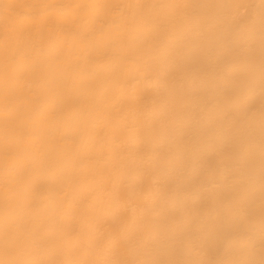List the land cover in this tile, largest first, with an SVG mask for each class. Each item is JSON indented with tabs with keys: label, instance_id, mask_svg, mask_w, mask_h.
<instances>
[{
	"label": "bare ground",
	"instance_id": "6f19581e",
	"mask_svg": "<svg viewBox=\"0 0 264 264\" xmlns=\"http://www.w3.org/2000/svg\"><path fill=\"white\" fill-rule=\"evenodd\" d=\"M16 260L264 261L260 0H0Z\"/></svg>",
	"mask_w": 264,
	"mask_h": 264
},
{
	"label": "snow or ice",
	"instance_id": "6c2138e0",
	"mask_svg": "<svg viewBox=\"0 0 264 264\" xmlns=\"http://www.w3.org/2000/svg\"><path fill=\"white\" fill-rule=\"evenodd\" d=\"M5 7L11 8L12 5H6ZM233 7L237 9H245L249 8L248 5L244 4H235ZM242 19H246L242 17ZM260 23L262 29H264V0H260ZM10 63L15 61V53H10L7 57ZM28 241L20 238H15L6 234L5 238V247L6 250L16 249L19 250L23 248ZM0 264H53V262H42V261H29V260H16V261H0ZM134 264H238V262H224V261H217V262H203V261H164V260H149V261H139L134 262ZM243 264H253V262H243ZM261 264H264V261H261Z\"/></svg>",
	"mask_w": 264,
	"mask_h": 264
}]
</instances>
